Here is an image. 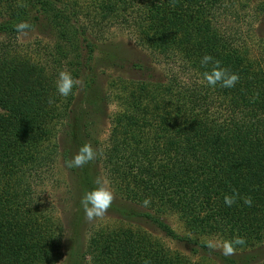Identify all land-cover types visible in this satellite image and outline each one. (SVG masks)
<instances>
[{
	"label": "trees",
	"instance_id": "1",
	"mask_svg": "<svg viewBox=\"0 0 264 264\" xmlns=\"http://www.w3.org/2000/svg\"><path fill=\"white\" fill-rule=\"evenodd\" d=\"M263 20L264 0H0V264L60 259L63 229L39 190L85 143L96 158L65 166L80 191L106 178L121 198L146 208L145 222L178 241L189 238L166 215L234 246L263 243ZM22 22L29 27L18 30ZM103 23L126 28L165 66L163 78L143 63L147 75L102 85L98 68L123 61L117 45L98 43ZM37 28L56 39L54 63L84 78L80 114L70 109L74 87L65 102L47 67L9 54L12 40ZM205 55L238 75L234 87L207 84L203 73L213 63L202 65ZM111 104L117 108L108 115ZM225 196L235 202L226 205ZM237 238L244 243H232ZM87 255L91 264H186L131 228L96 230Z\"/></svg>",
	"mask_w": 264,
	"mask_h": 264
},
{
	"label": "rangeland",
	"instance_id": "2",
	"mask_svg": "<svg viewBox=\"0 0 264 264\" xmlns=\"http://www.w3.org/2000/svg\"><path fill=\"white\" fill-rule=\"evenodd\" d=\"M103 37L99 44L113 43L123 53V61L118 65L98 68V76L101 84L107 87L111 79L118 78H139L148 74V71L140 70V64H147L151 67L154 77L163 78L165 66L156 63L155 56L139 46L135 38L127 32L123 26L113 24H101L96 26ZM259 34L264 35V20L259 25ZM55 37L43 28L27 30L10 43L9 54L18 57L35 58L41 65L47 67V76L51 85L56 89V81L59 73L64 67L54 63V52L52 46L55 44ZM104 48V47H103ZM98 54V53H97ZM13 55H10L11 57ZM65 71V69L63 68ZM62 70V71H63ZM142 73V74H141ZM79 78V77H78ZM74 85L76 90L70 109L80 114L85 107L84 104V78L77 79ZM58 93V92H57ZM70 95V94H69ZM69 95L67 96L69 98ZM67 97H63L65 102ZM116 105L111 104L108 108V115L116 110ZM109 119L101 121L99 128L103 132V139L109 133ZM63 125L59 124L56 133L62 134ZM65 130V127H64ZM71 174L61 161L56 163L53 174L49 176L48 182L39 190L44 197L48 207L53 208V217L60 222L63 233L61 237L60 259L55 264H91L87 255V244L92 233L96 230L133 229L139 233H148L161 243L170 255L176 256L186 264H231L235 261L238 264H264V242L251 246H234L231 254H225V245L230 243L223 237L216 234L192 233L176 215H166L165 220L176 230L177 233L189 238L187 241H178L167 236L155 225L145 222L140 213L146 208L135 202L121 198L116 191L105 185L113 194L110 207L103 217L92 221L87 220L80 204L81 197L85 191L76 188L72 181ZM192 241H191V240Z\"/></svg>",
	"mask_w": 264,
	"mask_h": 264
},
{
	"label": "clouds",
	"instance_id": "3",
	"mask_svg": "<svg viewBox=\"0 0 264 264\" xmlns=\"http://www.w3.org/2000/svg\"><path fill=\"white\" fill-rule=\"evenodd\" d=\"M29 27L27 23H20L17 28L23 30ZM209 62L213 63V67L210 71L203 73L204 79L211 87H215L218 83L225 88L234 87L239 77L235 73H230L228 70L220 67V62L213 60V57L205 55L201 59L202 65H207ZM77 83L72 75L67 71H61L56 81V90L59 95L67 97L73 90L74 85ZM97 153L93 150L89 143L83 144L76 154L71 158L65 160V166L67 168H80L88 164L90 161L96 158ZM95 187L89 191H85L81 197L80 204L83 209L84 215L87 220L92 221L96 218L103 217L107 212L113 200V194L109 188L97 179L95 181ZM244 203L251 205L250 198H243ZM224 202L226 205L231 206L234 202V196H225ZM232 243L243 244V239L237 238ZM233 251L232 244L225 245V254H231Z\"/></svg>",
	"mask_w": 264,
	"mask_h": 264
}]
</instances>
